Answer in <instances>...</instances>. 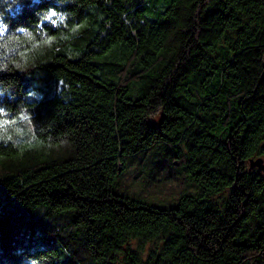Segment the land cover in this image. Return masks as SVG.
I'll return each instance as SVG.
<instances>
[{
    "label": "trees",
    "instance_id": "trees-1",
    "mask_svg": "<svg viewBox=\"0 0 264 264\" xmlns=\"http://www.w3.org/2000/svg\"><path fill=\"white\" fill-rule=\"evenodd\" d=\"M72 14L78 36L34 54L37 118L69 146L0 148V264L39 246L42 264H264V0H79ZM155 152L196 192L121 191L126 160Z\"/></svg>",
    "mask_w": 264,
    "mask_h": 264
},
{
    "label": "clouds",
    "instance_id": "clouds-1",
    "mask_svg": "<svg viewBox=\"0 0 264 264\" xmlns=\"http://www.w3.org/2000/svg\"><path fill=\"white\" fill-rule=\"evenodd\" d=\"M79 0H0V148L20 151L25 145L34 147L43 143L52 149L54 143L68 147L67 137L56 140L48 135L50 129L37 118V109L44 103L46 94L35 67V53L52 49L59 42L78 36L79 21L73 10ZM110 3V0H106ZM27 8L32 18L27 22H15ZM23 76L30 80L27 89L14 86L11 81ZM71 86L63 78L55 76L52 96L59 103L71 99ZM40 136L45 140L41 141ZM49 250L44 246L28 251L18 249L20 264H42L41 254Z\"/></svg>",
    "mask_w": 264,
    "mask_h": 264
},
{
    "label": "rangeland",
    "instance_id": "rangeland-1",
    "mask_svg": "<svg viewBox=\"0 0 264 264\" xmlns=\"http://www.w3.org/2000/svg\"><path fill=\"white\" fill-rule=\"evenodd\" d=\"M145 158L140 155L126 160V169L119 177L121 191L163 204L196 192L195 184L184 171L175 169L170 159L157 152Z\"/></svg>",
    "mask_w": 264,
    "mask_h": 264
},
{
    "label": "water",
    "instance_id": "water-1",
    "mask_svg": "<svg viewBox=\"0 0 264 264\" xmlns=\"http://www.w3.org/2000/svg\"><path fill=\"white\" fill-rule=\"evenodd\" d=\"M254 166L261 167L262 166V161L261 160L255 161L254 163H252V167H254ZM263 168H264V166L261 167V169H263Z\"/></svg>",
    "mask_w": 264,
    "mask_h": 264
}]
</instances>
